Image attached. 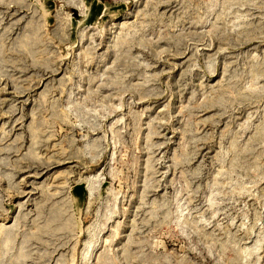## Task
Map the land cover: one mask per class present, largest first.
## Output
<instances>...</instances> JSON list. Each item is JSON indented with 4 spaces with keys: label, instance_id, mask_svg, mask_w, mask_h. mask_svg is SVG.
I'll return each mask as SVG.
<instances>
[{
    "label": "rangeland",
    "instance_id": "obj_1",
    "mask_svg": "<svg viewBox=\"0 0 264 264\" xmlns=\"http://www.w3.org/2000/svg\"><path fill=\"white\" fill-rule=\"evenodd\" d=\"M0 264H264V0H0Z\"/></svg>",
    "mask_w": 264,
    "mask_h": 264
}]
</instances>
